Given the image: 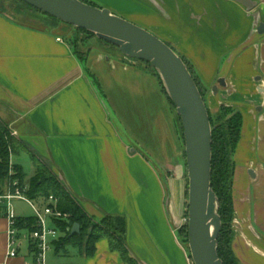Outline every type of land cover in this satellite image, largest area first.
I'll return each instance as SVG.
<instances>
[{
	"label": "crops",
	"instance_id": "0c3cea01",
	"mask_svg": "<svg viewBox=\"0 0 264 264\" xmlns=\"http://www.w3.org/2000/svg\"><path fill=\"white\" fill-rule=\"evenodd\" d=\"M88 1L130 18L187 59L208 92L211 111L228 105L242 113L234 155L232 247L242 264H264V33L256 24L264 22V0H250L251 9L238 0ZM42 24L15 20L0 10V120L14 130L27 153L63 182L88 215L126 218V245L133 264H194L190 249L176 235L184 215L187 166L174 106L170 103L168 108L170 136H161L157 110L153 113L156 106L149 100L161 92L169 103L158 76L101 56L93 65L107 61V75L85 71L66 37L44 20ZM92 74L101 86L107 81L133 83L127 88L136 100L131 106L124 108L107 95L120 119L119 130L130 142L109 117ZM220 78L226 87L219 86L214 94ZM149 140L151 145L145 144ZM7 231L0 207V264H24L32 258L27 233L21 231L18 256L8 258ZM47 264L128 263L103 238L91 257L77 248H54Z\"/></svg>",
	"mask_w": 264,
	"mask_h": 264
},
{
	"label": "water",
	"instance_id": "95a60500",
	"mask_svg": "<svg viewBox=\"0 0 264 264\" xmlns=\"http://www.w3.org/2000/svg\"><path fill=\"white\" fill-rule=\"evenodd\" d=\"M71 26L85 29L117 46L125 57L144 61L160 75L179 115L184 133L188 173V243L194 264H224L218 254L222 226L218 198L212 189V126L206 102L184 59L147 29L83 0H22ZM253 7L250 0H238ZM259 19V15H255ZM264 33V22H257ZM226 87L220 78L212 92ZM252 173V172H251ZM74 223L71 233H79Z\"/></svg>",
	"mask_w": 264,
	"mask_h": 264
},
{
	"label": "trees",
	"instance_id": "16d2710c",
	"mask_svg": "<svg viewBox=\"0 0 264 264\" xmlns=\"http://www.w3.org/2000/svg\"><path fill=\"white\" fill-rule=\"evenodd\" d=\"M83 1L101 7L94 2L86 0ZM23 3L43 15L44 23L48 28L58 30L60 29V25L66 24L37 10L25 2ZM74 28H76L78 31L87 33L90 36H96L85 29H80L77 27ZM182 58L187 64L208 108L207 98L203 93L205 88L201 80L195 73L190 62L184 57ZM155 75L159 76L156 70ZM163 91L166 94L169 102L172 104V106H174L164 86ZM208 111L213 136L211 185L218 198V213L222 220V226L218 238V254L224 264H240L234 257L231 246H229L231 243V238L228 240L227 246L224 242L227 233V225L228 223H231L234 215L233 183L236 168L234 155L241 138L243 116L238 109L227 105L220 106L219 110H217L215 114H212L209 108ZM22 151L30 152L28 148L24 146L22 142L16 138L13 132H11L8 127L0 120V186L10 178L9 172L12 166V155L18 154ZM29 154L34 161L35 173L31 179L27 195L33 200H45L50 195H54L59 199V209L68 215L67 220L57 221V227L59 228L61 235L54 243L55 248L65 252L69 248H77L84 255L91 257L96 252L97 242L103 238H106L109 240L111 248L114 251L120 252L126 263L133 264V259L130 258L126 245V218L123 216L107 215L105 216L101 226L92 224V219L89 217L81 203L70 193L63 182L51 172L44 162L38 159L34 154ZM13 167L18 177L23 181L24 174L22 167L18 164L13 165ZM74 223L80 224L79 233H71ZM19 226L25 231L34 230L35 218L33 216L20 217ZM187 236L188 227L186 226V240Z\"/></svg>",
	"mask_w": 264,
	"mask_h": 264
},
{
	"label": "rangeland",
	"instance_id": "374dc122",
	"mask_svg": "<svg viewBox=\"0 0 264 264\" xmlns=\"http://www.w3.org/2000/svg\"><path fill=\"white\" fill-rule=\"evenodd\" d=\"M86 1H88V0H86ZM91 2H93V1H91ZM94 3H96V2H94ZM96 4L100 6V4H98V3H96ZM0 10L2 12H4L6 15H8L9 17H11L12 19L22 21L24 23L33 24L36 26L43 25L42 24L43 20H44L43 15H41L40 13H38L36 10L32 9L28 5L24 4L21 0H0ZM125 19L132 22V23H135L130 18H125ZM137 25H139V24H137ZM139 26H141V25H139ZM141 27H143V26H141ZM58 32L60 35L66 37L68 42H70L74 45L73 46L74 50H75L77 56L80 58V61L83 64L84 70L86 71L87 69H91L92 73L94 75H98V74H102V73L104 75L105 74L107 75V69H106L107 61H105L101 65H93V61L100 56L101 57H108L109 59H112L116 62L125 63L127 65L139 66L143 70H146L152 74H155V69L152 68L148 63H146L144 61H140V60H136V59L134 60V59L125 57L118 47H115L112 44H109L105 41H102V40L98 39L96 36H90L87 33H84L82 31H78L73 26L66 25V24L60 25V29H58ZM91 65H92V67H91ZM93 74L90 75V77L95 82V86H94L95 90L98 91V94H100L103 97V102H104L105 106L107 107V109L109 110V117L112 119V122L114 124H116V126L118 127V132L121 135V137L124 140H127L128 142H130L131 140H129L128 135L126 136V132L122 128H120V130H119L120 119L118 117V114L113 109V106L109 100V96L107 97V95L109 94L111 99H113L118 105L124 106V108H126V105L131 106V104L136 103V100L132 99L127 88L129 89V86L133 85V83L130 80H124V82H123L124 86H121L117 82L107 81L106 84L103 82V86H101V85H99L98 81H95L96 79H94L95 77ZM158 78H159L160 85L163 89L164 84H163V81H162L160 75L158 76ZM118 86H120L121 88ZM159 91H160V89H159ZM203 93L207 98L208 92L206 89L203 90ZM145 100H146V98L142 97L141 103L144 104ZM149 100H152L153 106H156V109L153 107L154 108L153 113L155 112V110H157L158 122H159V126H160V128H159L160 135L161 136L167 135V133H168L170 136V133L172 131V128L169 127L171 125V121H170V117L168 116L169 112H170L168 108H170V106H171L170 102L168 103V101L166 100V98L164 97V95L161 92H158L157 96H155L153 93L152 98H149ZM208 108H209V106H208ZM209 110H210V108H209ZM217 110H219V108ZM174 112H175L176 125L178 128V130H177L178 136H179V139L181 141V146L183 148L184 164H186L185 141H184L182 122L180 120L179 115L177 114L176 108H174ZM216 112L217 111H211L212 114H215ZM2 122L5 125H7L6 122H4V121H2ZM167 125L169 127L168 130H167ZM7 127L11 132L14 133V130L12 128H10V126L7 125ZM137 132L141 136L144 134L143 129H141V130L137 129ZM15 135L17 136V134H15ZM145 144L151 145V141L149 140ZM15 164H18L22 167L23 174H24L23 181L18 177V175L14 171L13 165H15ZM11 165H12V171H11L12 173L9 172L10 179L18 181L24 188H27V191H28L31 179L33 178L34 173H35L34 161L31 157V155L27 152H20L18 154L12 155ZM153 165L156 168H158L157 170L159 171V166L157 165V163L153 162ZM160 174L163 175L162 172H160ZM188 182H189V180H188V173H187L186 180H185V186H186L185 195L186 196H185V200H184V205H185L184 206V215L181 218V221L179 223L180 228L176 229V235L179 237V239L181 241L184 242V245L187 248H189V243H188V236H187V240L185 237V228H186V226L188 227ZM15 207L17 210H19V212L21 214H32L33 213V210L28 205H26L25 203H17V204H15ZM233 209H234L233 219H232L231 223H228V225H227V228H226L227 233L225 236V242L224 243L227 246L228 240L231 238V243L229 244V246H231L232 253H233L234 257L236 258V260L240 264H242L239 261V259L236 257L234 250H233V247H232V242H233V238H234V234H235V230H236L234 227V222H233L234 218H235L234 206H233ZM89 217L92 219V222H91L92 224L100 225V226L105 219V217L100 218V219H96L90 215H89ZM51 224L52 223H49V225H51ZM89 229H91V228H89ZM22 233L25 235L27 233V231L23 230ZM23 241H25L24 245L26 248L27 241L26 240H23ZM68 250L69 249H67V251ZM24 251H26V250H24Z\"/></svg>",
	"mask_w": 264,
	"mask_h": 264
},
{
	"label": "built area",
	"instance_id": "2783aa9c",
	"mask_svg": "<svg viewBox=\"0 0 264 264\" xmlns=\"http://www.w3.org/2000/svg\"><path fill=\"white\" fill-rule=\"evenodd\" d=\"M18 201L25 202L33 210L35 218L34 230L27 231L26 234L32 258L24 264H47L48 253L55 248L54 243L61 235L57 221L67 220L68 215L59 209V199L54 195H50L45 200H33L27 195V188L9 178L0 186V207L4 208L8 220V258L17 257L21 245L20 235L23 229L19 226L20 217L15 207Z\"/></svg>",
	"mask_w": 264,
	"mask_h": 264
}]
</instances>
